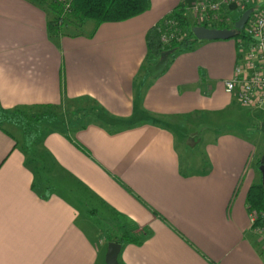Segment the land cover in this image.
Masks as SVG:
<instances>
[{"label":"crops","instance_id":"1","mask_svg":"<svg viewBox=\"0 0 264 264\" xmlns=\"http://www.w3.org/2000/svg\"><path fill=\"white\" fill-rule=\"evenodd\" d=\"M149 1L131 18L52 35L45 2L0 0V112L78 108L41 134L35 166L0 126V264H105L123 233L139 241L118 242L120 264H264L246 201L263 142L204 129L186 143L237 101L223 84L236 43L202 40L151 77L147 31L178 4L193 13L192 0Z\"/></svg>","mask_w":264,"mask_h":264},{"label":"built area","instance_id":"2","mask_svg":"<svg viewBox=\"0 0 264 264\" xmlns=\"http://www.w3.org/2000/svg\"><path fill=\"white\" fill-rule=\"evenodd\" d=\"M189 8L193 13L191 25L206 28H220L223 24L234 27L241 14L250 10L241 29L243 35L235 41L237 57L233 73L223 84L243 109L260 112L264 118V0H192ZM160 20L162 43L168 45L185 37L186 32L177 20ZM250 220L253 226L257 213L250 212ZM254 230L264 235L262 227Z\"/></svg>","mask_w":264,"mask_h":264},{"label":"trees","instance_id":"3","mask_svg":"<svg viewBox=\"0 0 264 264\" xmlns=\"http://www.w3.org/2000/svg\"><path fill=\"white\" fill-rule=\"evenodd\" d=\"M47 4L50 18L48 21V31L52 35L64 34L63 27H69L73 23L81 25L88 20H93L96 25L103 22L122 21L133 16L143 13L150 4L149 0H41ZM175 19L185 30L186 35L182 40L173 41L171 44H164L161 41L158 21L154 26L149 28L146 33L145 41L147 47L146 63L150 64L158 61L163 54L168 53V58L173 57L178 52L190 50L197 43L201 42L195 38L192 33V27L184 15L182 4H178L163 17ZM220 28L232 29V26L225 24ZM243 35V30H239L232 37L235 39ZM248 111V110H247ZM5 119L18 120L24 126L30 127L28 121L24 118L25 114L21 109L13 110V112H0ZM34 117V116H31ZM264 120V119H263ZM260 129V126H258ZM261 165V160L258 161V167ZM246 201L249 212L257 213V220L254 227H262L264 230V185L262 179L259 183L253 184L247 191ZM110 241L131 242L136 243L139 240L127 233H123L120 237H110Z\"/></svg>","mask_w":264,"mask_h":264},{"label":"rangeland","instance_id":"4","mask_svg":"<svg viewBox=\"0 0 264 264\" xmlns=\"http://www.w3.org/2000/svg\"><path fill=\"white\" fill-rule=\"evenodd\" d=\"M44 5L47 6L46 3H44ZM88 22L94 23L93 20H89ZM189 22L190 24L193 23V21ZM79 31L83 30L82 25H78V23H73L69 27L62 28V33H77ZM226 40H230V42L235 41L234 38H229ZM85 107L88 109H95L91 102L86 104ZM77 109L78 108H73V106L67 102L53 107L22 108L21 110L25 114L24 118L28 121V124L31 125L30 127L24 126L22 122L15 119H5L2 114H0V126L12 132L20 146L26 151V154L28 155V162L31 165H34L33 153L35 154L41 149L39 141L41 134L47 129H51L50 125L52 122H59V126L65 128L68 124V118H70ZM261 118L262 117L259 113H252V115H250L248 111L243 109L237 103V101H235V103L228 110L218 112L214 115H210L209 117H202V121L195 126V129L197 130L195 133L189 134L191 129H188L187 133L185 134L186 128L184 127L182 130L179 128L175 129V134L179 135L182 133V136L184 134H188V136H186V143L194 142L195 145V143H199V138L202 135L201 133L204 129L211 131V133L205 136L207 139L211 138L214 133L234 132L250 138L251 141L256 145L262 141V146L264 148V134L258 128L261 123ZM261 157L262 155L259 157V159H261ZM258 244L260 248L264 249L263 234H258Z\"/></svg>","mask_w":264,"mask_h":264},{"label":"water","instance_id":"5","mask_svg":"<svg viewBox=\"0 0 264 264\" xmlns=\"http://www.w3.org/2000/svg\"><path fill=\"white\" fill-rule=\"evenodd\" d=\"M250 10H246L241 14L238 20L235 21L233 29L223 28H206L204 26H193L192 33L198 40H226L232 38L238 30L243 29L244 24L248 18ZM168 63V53L148 66V71L151 77H156L162 73ZM260 131L264 134V122L260 124ZM261 165L259 167L261 173L262 184L264 185V153L261 157ZM121 244L115 241L107 243V250L105 253V264H120L118 262V254L120 252Z\"/></svg>","mask_w":264,"mask_h":264}]
</instances>
